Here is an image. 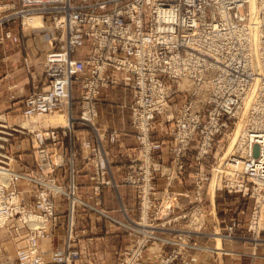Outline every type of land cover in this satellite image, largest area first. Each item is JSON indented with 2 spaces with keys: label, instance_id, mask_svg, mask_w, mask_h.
Wrapping results in <instances>:
<instances>
[{
  "label": "built area",
  "instance_id": "2783aa9c",
  "mask_svg": "<svg viewBox=\"0 0 264 264\" xmlns=\"http://www.w3.org/2000/svg\"><path fill=\"white\" fill-rule=\"evenodd\" d=\"M17 8L15 16L25 29L50 23L45 84L24 98L22 117L38 119L67 109L70 118L65 126L22 128L39 152L38 162L49 158V143L60 142L74 123L96 128L106 90L120 84L131 90L137 151L129 158L124 184L137 194L139 216L127 226L134 239L118 264H192L187 251L194 237L204 234L206 187L255 199L249 232L261 233L264 0H19L7 10ZM120 73L127 79L121 80ZM74 85L79 86L77 99ZM167 126L170 138L164 143L156 134ZM106 138L89 149L98 198L103 187L114 185L107 177L110 152L100 144ZM107 139L115 144L118 136L112 132ZM163 149L172 157L169 166L158 157ZM189 160L195 166V198L177 214L180 198L189 196L171 185L182 178ZM71 163L64 182L55 175L56 162L49 174L26 167V175L13 173L7 184H0V231L14 218L28 230L17 249L18 264H73L80 258L77 209L95 208L79 198L78 171ZM159 176L168 180L164 189L156 186ZM18 179L32 184L34 205L22 200ZM61 196L69 220L65 245L45 258L40 242L51 239L60 226L56 201ZM181 220L185 223L176 226ZM233 222L231 232L237 226ZM152 244L172 249L150 258Z\"/></svg>",
  "mask_w": 264,
  "mask_h": 264
},
{
  "label": "crops",
  "instance_id": "0c3cea01",
  "mask_svg": "<svg viewBox=\"0 0 264 264\" xmlns=\"http://www.w3.org/2000/svg\"><path fill=\"white\" fill-rule=\"evenodd\" d=\"M11 3L19 4V0H0V7L4 4L9 6ZM17 10L18 8L6 11L0 9V19H4L0 24V112L7 113H22L24 98L44 86L43 63L50 50L48 44L50 23H46V27L42 29H25L21 24V18L15 16ZM6 32L11 34L9 38L5 37ZM118 77L123 81L127 79L122 73ZM131 101L132 93L126 85L120 84L106 90L99 103L96 128L74 123V129L67 136L62 137L60 142L55 145L49 143L47 149L49 160L40 164L44 173H50L53 164L59 162L55 175L59 182H64L70 175L71 162H73V166L78 171V196L95 208L87 209L80 205L77 209L75 223L78 242L76 245L80 251V258L73 264H118L123 252L133 242L134 238L128 232L127 226L139 216L138 197L132 187L124 184L129 158L137 151V142L132 134L130 123ZM73 114L78 115L79 109H74ZM55 118L50 122L56 125H67L64 116ZM112 132L118 136L115 144L107 139ZM103 136L107 138L100 144L110 152L108 157L110 170L107 177L113 181L114 185L103 187L100 198H98L94 191L95 184L90 179L94 172V162L89 154V149L97 145L99 138ZM156 138L167 143L170 138V127L158 129ZM28 155L33 157L31 154ZM158 157L164 164L168 166L172 164V157L167 150L163 149L159 152ZM211 161L209 160L207 164H210ZM35 164L32 163V167H35ZM194 170L195 166L189 160L188 168L182 178L177 179L171 185L173 191L183 192L189 196L180 198L178 213L188 210L190 201L195 198L191 182ZM155 183L158 189L168 186V180L163 176H159ZM19 186L22 200L34 205L36 199L31 193L30 184L25 185V188L22 185ZM205 198L204 206L207 216L204 234L194 238V247L189 251V256L196 264H216L218 256L215 253L218 255L221 252L214 250L217 247L206 250L204 246H210V243L218 246V238L215 235H219L222 230L227 232L229 224L236 218L240 220L237 233L245 234L247 221L242 222L241 217L249 211V207H246L249 204L245 202L248 201L247 198L244 199L238 194L213 191L209 187L205 189ZM98 200H100V204L97 203ZM56 204L60 216V226L51 239L40 242V254L45 258H49L65 245V234L69 221L67 202L61 196L57 199ZM184 223L185 220H181L176 226H181ZM15 226V223L10 224L9 233L1 240L3 247L0 251L1 264H18L17 249L23 245L27 231L24 229L14 230ZM212 234L215 235L212 236ZM163 235L168 238L174 237V234H170V232H165ZM224 243L225 241L222 240V247ZM244 245L247 246L246 243ZM170 249L169 245L162 247L153 245L147 251V255L150 258L156 257ZM250 253V249L246 253L237 251L238 261L250 258L247 264H264V243L260 247L257 258L248 256Z\"/></svg>",
  "mask_w": 264,
  "mask_h": 264
},
{
  "label": "rangeland",
  "instance_id": "374dc122",
  "mask_svg": "<svg viewBox=\"0 0 264 264\" xmlns=\"http://www.w3.org/2000/svg\"><path fill=\"white\" fill-rule=\"evenodd\" d=\"M11 4H13V3H11ZM7 8H8L7 4H4L3 6L0 7V9L3 11H6ZM2 20H4V19H0V24H1ZM78 89H79V86L74 85L75 99L78 98ZM74 109L77 110L78 108L74 107ZM68 112L69 111L66 109L63 112H58V113H55L52 115L45 116L43 118H38V119L35 118L32 120L24 119L22 117L21 112H10V113L0 112V170H4V171L9 173V175H7V177H4V178H2L3 177L2 175H0V184H3V183L7 184L13 173L26 175V172H27L26 167L31 168L33 170L42 171L41 166H40V164L42 162H38V160L36 159V157L39 155L38 154L39 152H38L36 146H34L32 144L31 136H29L28 133H23L24 130L22 128L23 127H25V128H28V127L36 128L37 125H39V126L41 125V126H45V127L63 126V125L53 124L52 122H50V120L54 119L57 116L62 115L67 120V124H68L69 119H70ZM75 113H76V111H75ZM74 115L77 116V114H74ZM96 122H97V120H96ZM159 129H162V128H159ZM28 154H31V156H33V157H30ZM32 163L33 164L36 163L37 166L35 164V167H32V165H31ZM45 174H49V173H45ZM18 181H19V185L24 186V188L26 186H28V184H30L28 181H25L23 179H18ZM22 182H24V183H22ZM25 183H27V184H25ZM30 188H33L32 184H30ZM19 190H20V186H19ZM212 190H213V187H212ZM244 199H246V198H244ZM247 199H248V201H245V202L247 204H249L248 206L246 205V207H249V211L245 212V214L242 215V217H241L242 222L247 221V226L245 228V230H246L245 234L237 233V229L239 228L238 225H239L240 220H238L236 218L234 220L237 221V226L234 227L235 229L232 232L230 231L229 227H231L234 222L229 224V226L227 228V232H226V230H222L219 233V235L218 234L217 235L212 234V236L215 235L218 238V243H219L218 246L212 245V243H210V246L209 245L204 246V248L206 250H210V249L217 247L214 250H217V252H221L218 255H217V253H215L216 256H218L216 264H239V263L247 264V263H249L250 258H246V259L244 258L243 260H241V262L238 261L237 258H239V257H237V255H236L237 251L246 253L248 251V249H250L251 253L248 256H251L252 258H257L259 256L260 247H261L262 243H264V218H263V216H264V202H263V204H260V208H258L260 213L262 212V214H261L262 215V222H261L262 225L260 227L261 233L260 234H257V233L252 234L251 232H249V225H250L253 209L256 205V200L252 199V198H247ZM178 210H177V214H181L182 212L178 213ZM206 216H207V212H206ZM238 218L240 219V217H238ZM13 223H15V225H16L14 227V230L16 229V230L20 231L21 229H24L28 233L27 228L21 222H19L17 218L9 220V222L7 223L5 228H3L0 231V251L3 248L1 240H2L3 236L6 237V235L9 233L10 224H13ZM11 229H13V228H11ZM242 235L244 238L241 237ZM199 236H201V235H199ZM196 237L197 236H195L194 238H196ZM222 240L225 241L223 247L221 245ZM43 241H45V240H43ZM193 241H194V239H193ZM245 243L247 244V246L244 245ZM153 245H158V246L162 247L161 244H152V246ZM20 247H18V248H20ZM193 247H194V244L192 242V247L190 249H188V251H187V253H188L187 260L190 261L192 264H196L189 256V251ZM171 249H172V247H171ZM0 264H1V258H0ZM175 264H181V261H177Z\"/></svg>",
  "mask_w": 264,
  "mask_h": 264
},
{
  "label": "bare ground",
  "instance_id": "6f19581e",
  "mask_svg": "<svg viewBox=\"0 0 264 264\" xmlns=\"http://www.w3.org/2000/svg\"><path fill=\"white\" fill-rule=\"evenodd\" d=\"M0 175H2L3 176L2 178H4V177H7V175H9V173L4 171V170H0Z\"/></svg>",
  "mask_w": 264,
  "mask_h": 264
}]
</instances>
